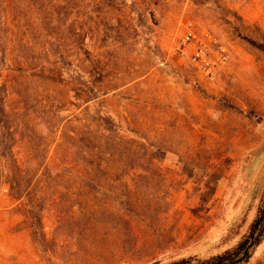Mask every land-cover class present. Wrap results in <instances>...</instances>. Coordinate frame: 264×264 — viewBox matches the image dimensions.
<instances>
[{
    "label": "rangeland",
    "instance_id": "374dc122",
    "mask_svg": "<svg viewBox=\"0 0 264 264\" xmlns=\"http://www.w3.org/2000/svg\"><path fill=\"white\" fill-rule=\"evenodd\" d=\"M189 31L227 48L214 78ZM0 157V264L234 251L264 228V0H0Z\"/></svg>",
    "mask_w": 264,
    "mask_h": 264
},
{
    "label": "built area",
    "instance_id": "2783aa9c",
    "mask_svg": "<svg viewBox=\"0 0 264 264\" xmlns=\"http://www.w3.org/2000/svg\"><path fill=\"white\" fill-rule=\"evenodd\" d=\"M179 50L190 60L192 66L207 78H214L229 58L227 48L221 45L216 37L207 34L201 39L193 31H189L182 39ZM7 188L6 172L0 157V227L1 198Z\"/></svg>",
    "mask_w": 264,
    "mask_h": 264
},
{
    "label": "trees",
    "instance_id": "16d2710c",
    "mask_svg": "<svg viewBox=\"0 0 264 264\" xmlns=\"http://www.w3.org/2000/svg\"><path fill=\"white\" fill-rule=\"evenodd\" d=\"M110 122L113 125V122L111 120H110ZM107 129H109V128H107ZM10 186H11V189H13V191H15L17 189V188H14L12 182H11ZM260 221H261L260 219H257L254 221V223L251 226L249 235L247 237H244V239L238 244V246L236 247V249L234 251H228L224 254L212 257L207 262V264H227L229 262L234 261L237 257H239V255H241V253H243L244 251L247 250V248H249V246L252 243L251 239H255L254 243H252L253 244L252 248L258 247L264 240V228L258 236L255 235L257 232V229L259 228V226L261 224ZM251 257H252V254H249V256L246 257V259H244V262H249ZM188 262H189L188 260H182L181 261L182 264H186Z\"/></svg>",
    "mask_w": 264,
    "mask_h": 264
},
{
    "label": "water",
    "instance_id": "95a60500",
    "mask_svg": "<svg viewBox=\"0 0 264 264\" xmlns=\"http://www.w3.org/2000/svg\"><path fill=\"white\" fill-rule=\"evenodd\" d=\"M250 247H253V244L250 245ZM247 255V254H246ZM245 259V256L243 258H239L237 260H235L234 262H232L231 264H239L241 262H243Z\"/></svg>",
    "mask_w": 264,
    "mask_h": 264
}]
</instances>
